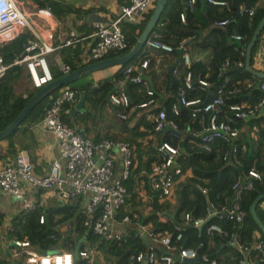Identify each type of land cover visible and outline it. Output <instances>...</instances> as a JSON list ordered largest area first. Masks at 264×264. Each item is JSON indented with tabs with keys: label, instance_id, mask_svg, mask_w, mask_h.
<instances>
[{
	"label": "trees",
	"instance_id": "trees-1",
	"mask_svg": "<svg viewBox=\"0 0 264 264\" xmlns=\"http://www.w3.org/2000/svg\"><path fill=\"white\" fill-rule=\"evenodd\" d=\"M35 1L37 2V0ZM188 1L167 0L150 38L155 36L172 47H175L180 40L188 39L187 48L189 51L205 53V55L197 60L191 58L187 68L180 61L173 68L175 73L172 74V77L166 70L162 92L153 85L155 91L153 100L158 107L151 111V114L163 109L166 120L172 121L176 125L177 131L162 132V129L155 131L153 119L149 118L148 114L137 116L136 123L130 128L126 126L129 119L120 121L115 116L116 121L119 122L120 130L124 133L122 140L133 149L132 165L127 177L122 181L126 189L124 197L126 209L121 206L116 217L120 218L130 209L131 213H136L137 219L141 223L150 225L153 234L158 237L167 235L169 246L177 252L181 248H194L198 259L202 254H205L215 259L216 264H238L243 256L236 246L250 247V244L255 240V232L259 233L256 240L261 243L264 251V235L260 233L248 212L253 199L257 195H264V115H254L245 120H238L237 126L245 127V129L236 139L232 142L213 139L208 143V149H203L198 135L200 126L197 118L191 116L192 106H182L178 99L183 88V75L189 71L192 88L184 91L185 98H198L200 101H207L220 91L219 94L223 99L220 116L227 112V107L230 104L248 103L252 105L261 99L264 100V91L258 89V78L244 69L245 46L264 13V7L257 3L258 0H223L224 6L211 5L205 0H194L190 4ZM39 7H47L58 18L71 11L70 6L56 3L53 0L40 2ZM250 9L252 15L248 16ZM151 11L152 9H149L137 24L127 21L122 24L126 48L117 53H108L106 57L114 56L130 48L144 27ZM180 13L184 15V22L179 20ZM223 19H227L224 26H214L215 22ZM233 35H240L242 38L235 42L231 38ZM27 36L28 34H21L0 46V57L4 64L9 65L13 55L21 53ZM256 48L257 40L251 50L249 65L252 64V56ZM241 50L243 53H240ZM169 54L179 58L178 50H173ZM146 57L150 61L146 51L141 50L132 60L117 67L111 78L99 81L92 87L75 89V101L78 98V92L83 91L82 108L71 114L72 102L64 104L60 114L61 121L76 130L81 137L86 138L84 136V133L88 131L86 121L90 117L93 121L95 115L90 116L84 104H88L92 110L103 107L123 68ZM62 62L69 67L70 71L85 65L73 64L67 59H63ZM238 63L241 65L238 66ZM48 69L51 74L52 67L48 65ZM61 76V72L55 75L51 74L52 79ZM21 77H26V69L22 64L9 66L0 79V130L14 119L29 97L36 91L26 92V97L13 93V83ZM198 78L206 80V88L198 87ZM245 81H251L252 85L245 87ZM124 90L130 105L148 99L141 83H126ZM54 92L36 104L15 131L19 130L26 122L39 120ZM173 106L178 111L177 115L173 113ZM113 110L115 113L117 109ZM79 123L83 124V132H80ZM251 127L256 128L255 139H251L247 135ZM148 135L150 138L145 140ZM101 138L116 139L110 135H104ZM9 139L7 152L12 153V141ZM162 142L176 146L179 150L176 164L181 169V176L175 182L171 197L173 203L169 202L171 199L161 200L159 193L148 186L150 164L162 159V153L158 150V146ZM232 146L235 147L234 151L231 150ZM251 169L258 172V178L248 175V171ZM140 182L143 184L146 200L136 198V190ZM38 201L39 199L34 201L32 209L20 210L11 219L8 230L9 241L13 239L26 240L29 248L38 254L55 251H67L72 254L76 243L82 239L78 244L77 252L89 249L98 251L102 248L108 254L106 259L111 264H142V262H136L133 256L138 252L146 251L147 246L143 238L135 231H131L118 242L104 241L83 225L84 214L79 199H72L65 203L54 200L46 204ZM262 201L264 199L257 203L255 211L264 225ZM209 205L217 213L209 216L200 227L193 226L191 221L183 224L185 213L189 214L191 220L197 219L204 215ZM234 205H237L239 210L244 213L240 222L235 221L234 218H228L224 212L225 209ZM142 206L148 207L144 215L138 209ZM172 213L174 214L170 217L169 215ZM41 215L42 223L39 222ZM130 216L134 217L133 214ZM2 218L3 215L0 213V225ZM211 224L218 225L222 231L226 232V236H220L216 232H207L206 228ZM177 234H180L178 239H176ZM234 238L236 239L234 245L229 246ZM210 242H213L211 247H209ZM219 245H223L220 252H227L223 258L218 256L220 254L217 251ZM11 248V245L0 247V264H25L26 255L24 252L14 259L8 257ZM153 251L156 258L162 255L154 248ZM251 254H254L252 257L254 264H264V257L258 251H253ZM73 264H88V258L77 256V258H73ZM172 264L184 263L178 259L174 260Z\"/></svg>",
	"mask_w": 264,
	"mask_h": 264
},
{
	"label": "built area",
	"instance_id": "built-area-1",
	"mask_svg": "<svg viewBox=\"0 0 264 264\" xmlns=\"http://www.w3.org/2000/svg\"><path fill=\"white\" fill-rule=\"evenodd\" d=\"M155 0H126L117 15L109 21L95 20L93 22V31L89 35L91 38L88 44L85 65L107 56L108 53H117L126 48V41L122 32V24L127 22L135 23L143 19L145 13L153 8ZM194 0H189L188 4ZM207 3L215 6H224L223 0H205ZM35 2V20L29 18L26 9L31 2L28 0H0V46L14 40L21 34H28L19 55H13L9 65L3 63L0 57V79L4 76L6 69L11 65H23L26 69L32 90H37L47 82L51 81V74L48 69L46 55L52 52L56 46L52 43V34L50 30L44 29L38 32L39 23L51 15L47 7H39V3L45 0ZM39 2V3H38ZM25 6V7H24ZM252 15V10H248V16ZM180 22H184L183 13L179 14ZM227 23L223 19L214 23V26L222 27ZM233 41L241 40L240 35H233ZM78 38L70 33L59 46H68L78 42ZM188 39H182L175 47L163 42L157 38L151 37L145 41L143 49L147 56L153 58V65L159 63L157 52L171 53L173 50L179 51V60L186 68L189 66L191 56L186 50ZM156 52V53H155ZM240 53H243L241 50ZM148 58H143L135 63L126 65L120 77L114 82L112 91L108 94V105L116 108L115 115L120 121L135 119L142 112H148L158 107L153 100L155 93L154 87L150 85L148 79ZM238 66L241 63L237 64ZM251 68L264 72V28L257 36V48L252 56ZM59 71L62 75L70 72L69 67L61 64ZM175 70L172 71V74ZM126 83H141L147 100L135 105H130L127 94L124 90ZM183 88L180 91L178 102L182 106H192L191 116L197 118L200 126L198 135L200 137L202 148L208 149V143L213 139H222L232 142L237 138L239 127L238 120H245L256 114L264 100L261 99L256 104L233 103L228 105L227 112L220 116V106L223 99L220 91L207 101H200L198 98L186 99L185 90L192 88V78L189 71H186L182 78ZM197 84L200 89L207 87L204 79L198 78ZM258 89L264 91V78L258 79ZM252 85L251 81H245L244 86ZM76 91L70 86L58 88L52 95L50 103L44 109L41 118L35 122V125L44 127L50 131L56 138L59 148V160L53 161L45 174L36 175L33 172L32 165L28 156L22 152L15 155L13 163L0 165V191L11 196V198L20 204L22 209L30 210L34 203L27 201L24 185L49 192L54 195L58 201L65 203L69 200L79 199L82 213L84 214L83 225L87 229L98 235L104 241H120L122 237L127 236L131 230L125 229L123 232H117L112 228V222L116 219L117 212L124 204L126 189L122 181L127 177L132 165L133 149L125 141L120 139L101 138L98 141H91L83 138L73 128L63 123L60 119L62 106L74 101ZM22 97H26L24 94ZM138 109V111H137ZM173 113L177 115V110L173 106ZM153 129L155 131L169 126L171 130L177 131L176 125L172 121H167L163 109L158 110L152 115ZM182 131V130H180ZM232 146L231 150L234 151ZM114 150H116L121 159V170L118 177L113 178L114 168ZM162 153L161 161H153L150 164L148 172V186L157 191L161 200L171 199L173 189L177 178L181 176V169L176 164L179 154L178 147L172 146L167 142H162L158 146ZM248 175L258 178L259 174L254 169L248 171ZM146 194V193H145ZM264 211V203L261 205ZM96 211V214L94 212ZM228 218L240 222L243 217V211L239 210L237 205L224 211ZM217 211L209 205L206 212L200 218L191 220L189 214L183 216V224L191 221L193 226H199L211 215ZM122 223L131 222V216L124 214L120 217ZM39 222H43L42 215ZM207 232H216L220 236H226V232L216 224H211L206 228ZM137 235H146L147 237H158L150 230V225L139 223L136 228ZM180 237L177 234L176 239ZM159 240L165 249L169 250V238L167 235L159 236ZM12 248L24 250L25 264H73V257L67 251H55L45 254H38L29 248L26 240L13 239L10 242ZM239 249L245 247L239 246ZM255 248L264 257V251L261 243L257 242ZM26 250V252H25ZM95 249H89L78 252V257L88 258V264L94 258ZM178 256L183 258H196L200 264H216L215 259L202 254L197 258V252L194 248H181ZM133 259L140 263L151 264H172L173 259L168 254H162L156 258L153 247L149 246L146 251L138 252ZM238 264H250L245 258H241Z\"/></svg>",
	"mask_w": 264,
	"mask_h": 264
},
{
	"label": "crops",
	"instance_id": "crops-1",
	"mask_svg": "<svg viewBox=\"0 0 264 264\" xmlns=\"http://www.w3.org/2000/svg\"><path fill=\"white\" fill-rule=\"evenodd\" d=\"M53 1L71 7V11H69L60 18H58L57 15H54L51 12V15L49 17H47L45 20H42V23L38 28V32L41 33L44 29L48 28L52 34L51 40L53 45L56 46V48L52 52L48 53L45 57L48 65L52 67L51 74L55 75L58 72H60L59 67L63 63L62 62L63 59H67L73 64H81V65L85 64L86 62L85 54L87 52L88 44H90L91 42V38L89 37V35L93 31V25H92L93 22L95 20H103V21L111 20L117 15L120 7L124 3H126V0H53ZM257 3L260 6L264 7V0H258ZM141 20L142 19L135 22V24H137ZM70 33L74 34L79 39L78 42L72 45L60 47L59 45L66 38H68ZM186 50L189 52L192 59L195 60L200 59L205 55V53H196L194 51L192 52L189 51L187 48V44H186ZM156 54L159 55L160 58L159 63L157 66H154L153 58L149 56L150 61L147 72L148 79L152 87L153 85L155 87H157L158 85H163L164 72L167 70V68L171 64H175L176 66L180 63L179 58H176L175 56H172L169 53L167 54L163 52H157ZM117 67L119 66L117 65L110 66L88 74H83L77 80H75L73 84L71 85L68 84L67 86H70L74 89H79L82 87H92L99 81H102L107 78H111ZM18 81H21L20 82L21 84L20 83L19 84L21 88L24 89L22 92H20V90L16 88V83H18ZM24 82H27L29 86L26 87V84ZM12 88H13V93L17 95H21V97L24 94L26 95V92L32 91L30 81L27 76V72H26V77H21L17 79L13 83ZM82 92L83 91L78 92V98L82 94ZM78 98L76 99V101L78 100ZM76 101L74 100L72 102L73 106L76 103ZM84 105H86L90 116L95 115L93 121H91V117L89 120L86 121V127L88 128V131L84 133V136L87 139L91 141H95V140L98 141L99 139H101V137H104V135L114 136V138L120 140L123 139L124 133L120 130L118 126L119 122L116 121L118 118L116 119L115 117L116 115L113 110L114 107L108 105L107 102L103 105V107H101L98 110L90 109L88 107V104H84ZM77 110L78 109H75L74 112H71V114H74L75 112H77ZM153 110L139 113L137 116L141 114H146V115L148 114V117L152 118L153 114H151V111ZM255 115H264V104L259 107ZM137 116L135 117V119H130L126 123V126L128 128L132 127L133 124L136 123ZM34 123L35 122H30V121L26 122L22 127H20L19 130L14 131L13 134H11L10 136L0 140V165L5 163H13L15 159V155L19 152H22L28 156L34 174L42 175L48 171L53 161L59 160V148L56 138L52 135L50 131L46 130L42 126L35 125ZM79 128H80V132L84 131L82 123H79ZM244 129L245 127H239L238 136L240 132L243 131ZM247 135L251 139H255L256 128L251 127V129L247 132ZM9 137L11 138L9 139ZM148 138H150V135L146 136L145 140ZM8 139L12 141L11 142L13 149L12 153L7 152V145L9 142ZM113 152H114V168H113L112 177L116 178L120 174L121 159L119 153L116 150H114ZM24 187H25V194L28 196L26 199L27 201H32L34 203L36 199H39L38 201L39 203L46 204L51 201L57 200V198L54 195L50 194L49 192L39 193L38 189L31 188L28 185H24ZM136 191H137L136 198H140V200H146L147 196L145 194L143 184L141 182L138 185ZM169 202L173 203L174 201L173 199H171ZM263 203L264 201H262L261 205ZM123 208L126 209L125 203L123 204ZM138 209L139 212L144 215L147 212L148 207L142 206ZM20 210H24L22 209L20 204H17L11 198L10 195L0 191V213H2L3 215L2 222L0 225V236L8 237V241L2 242L0 240V247H4L6 245L10 246L11 241H9V235H8V230L10 228V221ZM124 214H127L129 216L133 214L134 219L131 218V222L125 224L120 221V218L116 217L114 222H112V228L117 232H123L127 228H129L131 231L136 232V228L138 224L141 223V221L137 219L138 217L136 213L135 212L131 213L130 209H128ZM140 236L143 238L147 248L149 246H152L154 249L158 250L161 254H168L172 257L173 261L180 259L178 256V252L175 249L170 248L169 250H167L164 248V246L161 244L159 240V237L150 238L144 234ZM258 236L259 233L255 232V240L250 244V247L248 248L239 249L238 245L236 246L237 249L241 252L243 258L248 260L250 264H254L252 259V257H254V254H251V252L257 251L255 246L257 244L256 238H258ZM212 245L213 242H210L209 247H211ZM221 247H223V245H219L217 251H219ZM23 251L24 250L20 248H11L8 257L12 259L17 258L18 255ZM226 255L227 252H220V254H218L220 258H223ZM107 256L108 254L106 253V251L101 248V250L96 251L94 258L90 264H111L110 261L106 259ZM142 264H148V263L142 262Z\"/></svg>",
	"mask_w": 264,
	"mask_h": 264
},
{
	"label": "water",
	"instance_id": "water-1",
	"mask_svg": "<svg viewBox=\"0 0 264 264\" xmlns=\"http://www.w3.org/2000/svg\"><path fill=\"white\" fill-rule=\"evenodd\" d=\"M167 0H155L154 5L152 8V11L146 20L144 27L138 34V36L135 38L134 43L130 46V48L124 52H121L119 54H116L114 56L110 57H105L103 59L88 63L86 65H83L81 67H78L69 73L57 78L53 79L46 84H44L42 87L38 88L26 101L24 106L21 108V110L18 112V114L14 117V119L7 124L3 129L0 130V140L10 136L17 126L24 120L25 116L33 109V107L38 104L44 97L48 96L58 88L62 86H66L75 80H77L81 75L83 74H88L103 68H107L110 66H120L123 65L130 60H132L142 49L144 46L145 41L148 39L149 35L151 34ZM264 28V13L262 17L260 18L259 22L257 23L255 29L253 30L251 37L248 41V43L245 46V52H244V69L247 71L249 74L255 76L258 79L264 78V72L254 70L253 68L250 67L249 62H250V55H251V50L257 40V36L259 35L260 31ZM179 53V51H178ZM175 64H171L167 68L168 75L172 77V71L174 68ZM83 92L79 96L78 100L72 107L71 112H74L75 109H80L82 106V99H83ZM171 130L169 126H165L162 129V132ZM264 199V195L260 194L257 195L253 201L250 203L248 212L250 214V217L256 224L258 230L260 231L261 234L264 235V225L262 221L258 218L255 207L257 203L260 200ZM174 213L170 214L169 216L172 217ZM82 239H79L78 242L75 245V248L72 252V257L77 258L78 252H77V247L79 242H81ZM236 239L234 238L233 241L229 244V246H233L235 243ZM184 264H200L199 261L196 258H183L182 259Z\"/></svg>",
	"mask_w": 264,
	"mask_h": 264
},
{
	"label": "rangeland",
	"instance_id": "rangeland-1",
	"mask_svg": "<svg viewBox=\"0 0 264 264\" xmlns=\"http://www.w3.org/2000/svg\"><path fill=\"white\" fill-rule=\"evenodd\" d=\"M28 1H30L31 2V5H29L28 6V8H25L26 9V12H27V14H28V16H29V18H31L32 20H35V16H36V14L34 13L35 12V2H34V0H28ZM25 7V6H24ZM41 23H42V20H41ZM41 23H39V25L38 26H40V24ZM22 81V80H21ZM21 81H18V83H16V88L17 89H19L20 90V92H22L24 89H22L21 88V86H20V82ZM20 83V84H19ZM25 84H26V87H28L29 85H28V83L27 82H24ZM74 82H72V83H70V85L71 84H73ZM19 84V85H18ZM18 85V86H17ZM25 87V88H26ZM157 89L159 90V91H161L162 92V90H163V85H158L157 86ZM67 202V201H66ZM0 240L2 241V242H4V241H8V237L7 236H0Z\"/></svg>",
	"mask_w": 264,
	"mask_h": 264
}]
</instances>
